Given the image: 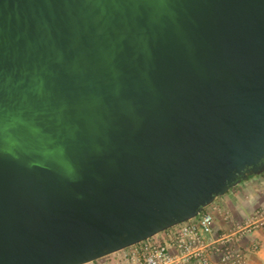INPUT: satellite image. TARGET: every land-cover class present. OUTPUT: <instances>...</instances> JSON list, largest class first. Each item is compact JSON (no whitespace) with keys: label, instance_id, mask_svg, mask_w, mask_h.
<instances>
[{"label":"water","instance_id":"1","mask_svg":"<svg viewBox=\"0 0 264 264\" xmlns=\"http://www.w3.org/2000/svg\"><path fill=\"white\" fill-rule=\"evenodd\" d=\"M264 172V0H0V264H86Z\"/></svg>","mask_w":264,"mask_h":264},{"label":"built area","instance_id":"2","mask_svg":"<svg viewBox=\"0 0 264 264\" xmlns=\"http://www.w3.org/2000/svg\"><path fill=\"white\" fill-rule=\"evenodd\" d=\"M263 228L264 207L237 218L214 201L197 216L103 258L108 264H248L261 244L246 240Z\"/></svg>","mask_w":264,"mask_h":264},{"label":"crops","instance_id":"3","mask_svg":"<svg viewBox=\"0 0 264 264\" xmlns=\"http://www.w3.org/2000/svg\"><path fill=\"white\" fill-rule=\"evenodd\" d=\"M215 201L230 210L237 218H245L258 207H264V172L260 176L243 181L227 194L217 197ZM221 219L219 216V222L223 225ZM221 224L218 223L219 226ZM254 240H258L261 247L249 253L248 264H264V228L251 235L246 244H251ZM94 263L108 264L104 258Z\"/></svg>","mask_w":264,"mask_h":264},{"label":"trees","instance_id":"4","mask_svg":"<svg viewBox=\"0 0 264 264\" xmlns=\"http://www.w3.org/2000/svg\"><path fill=\"white\" fill-rule=\"evenodd\" d=\"M262 174H263V173H262ZM262 174H261V175H262ZM257 176H260V175H252V176H250L249 179L254 178V177H257ZM249 179H248V180H249Z\"/></svg>","mask_w":264,"mask_h":264},{"label":"rangeland","instance_id":"5","mask_svg":"<svg viewBox=\"0 0 264 264\" xmlns=\"http://www.w3.org/2000/svg\"><path fill=\"white\" fill-rule=\"evenodd\" d=\"M240 192V191H239ZM221 196H223V195H221ZM222 217V216H221ZM222 220V219H221ZM223 222V221H222ZM220 224H221V222H219ZM222 225V224H221Z\"/></svg>","mask_w":264,"mask_h":264},{"label":"flooded vegetation","instance_id":"6","mask_svg":"<svg viewBox=\"0 0 264 264\" xmlns=\"http://www.w3.org/2000/svg\"><path fill=\"white\" fill-rule=\"evenodd\" d=\"M252 176V175H251ZM250 178V177H249Z\"/></svg>","mask_w":264,"mask_h":264}]
</instances>
